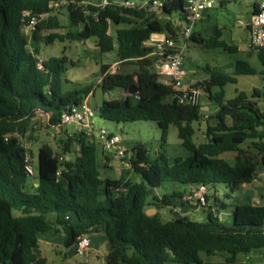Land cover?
Masks as SVG:
<instances>
[{
    "label": "trees",
    "instance_id": "trees-1",
    "mask_svg": "<svg viewBox=\"0 0 264 264\" xmlns=\"http://www.w3.org/2000/svg\"><path fill=\"white\" fill-rule=\"evenodd\" d=\"M60 1L65 2L60 9L67 13L69 29L64 35L48 34L46 43L84 42L94 37L100 52L116 48L118 62L136 68L132 73H111L109 66H100L101 80L96 87L103 93L119 88L125 96L103 100L96 111L98 117L114 123L155 122L161 131V150L169 127L174 126L182 147L190 154L187 158H176L169 165L161 152L159 158L149 161L145 147L136 144L130 161L139 165V179L132 181L123 172L118 179L109 180L101 178L95 144L89 143L83 132L74 131L62 142L61 154L48 144L39 147L37 179L28 183L24 168L28 153L21 141L31 130L33 118L37 113L47 115L50 131L57 128L52 133L58 134L63 112L79 105L93 88L63 91V58L48 59L37 67L38 44L44 40L41 34L62 27L56 16L60 9L57 12L50 6ZM162 1V15L170 17L176 12L178 19L163 23L143 10L110 5L99 8L81 0H0V264H46L36 253L39 233L61 232L68 248L95 228H101L107 240L106 264H204L199 254L222 255L233 263L239 254L264 249V205L234 207L226 225L219 212L207 204L200 207L202 220L184 215V209L193 205L181 202L184 192L155 193L169 184H204L213 189L223 185L233 193L257 179L256 169L264 170V110L257 103L264 100V82L250 94L236 91L232 99L225 100V85L236 84L237 76L255 74L244 61H237L231 74L224 67L207 66L204 69L209 77L192 86L217 106L216 125L206 128L203 143H193L192 124L202 118L201 106L173 99L172 83L156 72V56L147 45L153 34L166 33L175 39L180 29L186 0ZM25 11L30 17L44 16L29 34L30 48L29 35L23 29L29 20ZM110 26H115L112 34ZM212 28L211 37L194 32L190 40L235 52L220 39V30ZM254 51L264 66V49ZM133 85L137 92L130 95ZM247 141L248 146L242 148ZM73 142L79 148L75 157L70 155ZM227 152L236 153L233 165L221 158ZM176 206L183 215L171 212L167 221L158 212L146 214L147 207L157 211L171 207L172 211Z\"/></svg>",
    "mask_w": 264,
    "mask_h": 264
},
{
    "label": "rangeland",
    "instance_id": "rangeland-1",
    "mask_svg": "<svg viewBox=\"0 0 264 264\" xmlns=\"http://www.w3.org/2000/svg\"><path fill=\"white\" fill-rule=\"evenodd\" d=\"M84 2L86 0H83ZM98 3L101 0H93ZM82 4H85L81 2ZM220 6V7H219ZM216 7V9L211 10L213 14L210 15L204 33L212 31V27H216L220 30V38L225 41L228 45L234 44L235 46L246 45V33L243 25L237 24L238 21H243L244 23L248 21L251 15L252 2L248 0H237L235 2L224 3ZM58 12V10H57ZM57 12H54L57 14ZM61 14L56 16L60 19L62 27L48 32H43L41 34L42 40L39 46L38 58L42 61H46L52 58H63L65 62L61 64L64 68L62 73V88L63 91H82L86 87H93L86 99L92 109L95 110V117L93 119L95 129L104 128L106 130L115 131L121 137V145H124L126 155L124 158L118 157L114 151H105L112 152L111 162L114 166L115 177L111 176L110 178H117L120 167L122 166L123 161L129 160L131 173L124 175L126 178L129 177L132 181H137L139 179V174L136 173V168L139 166L131 162L132 149L136 144H141L145 147L146 158L151 161L156 158H159L160 153L162 152L168 162L171 165L176 158L185 159L188 155L187 151L182 147L180 140L177 137V130L174 126H170L166 134V144L161 150V131L157 124L153 121H136V122H127V123H114L102 120L98 117L97 108L103 100L108 99H119L123 98L124 91L122 89H114L111 92L103 93L99 87L96 85L100 82V66L107 65L109 66L108 72H120V73H132L136 70L135 66L128 64H121L118 62L116 56V48L113 51L102 53L96 46V38L90 37L84 42L77 40H64L59 41L55 40L50 43H46L45 38L50 33H56L58 35H64L68 32L69 23L68 16L65 13V10L60 9ZM151 13V12H150ZM155 18L160 19L161 22L166 23L169 19H178V13L174 12L170 17L160 15L158 13H151ZM181 26V23H178ZM115 26H110L109 32L112 34ZM118 27L123 28V25ZM78 29H81L79 26ZM29 35V34H28ZM30 36L27 37L29 48L32 45ZM207 37V36H206ZM175 40L178 45L183 46L184 44V54H183V67L185 69L183 75L184 78H189L191 81L202 80L208 78L207 71L204 68L207 66L215 67L220 64H235L237 60L243 58V54L238 52H228L224 51L221 48H208L202 44L191 41H183V39L176 32ZM154 58L155 56L152 55ZM256 58V57H255ZM157 58L154 63V67L157 71ZM255 66L259 67L260 64L256 59ZM186 75V76H185ZM259 74L252 76H238L236 84H227L225 85V100L232 99L236 95V91H244L250 93L252 87L262 86V80ZM216 90V89H215ZM93 92V93H92ZM204 98V96L202 97ZM201 98V101H202ZM200 101V104L202 103ZM258 106L260 109L264 110V100H257ZM210 104L209 101H207ZM209 114L213 113V108H217L215 103H212ZM204 113V112H203ZM202 113V114H203ZM201 126H205L203 121H197L192 124L195 134L192 138L193 143L199 145L204 142L203 135L199 131ZM31 130L28 134L22 139V146L27 150L28 155L31 158V162L34 168V176L28 178V183H34L37 179V152L40 146L43 144H48L52 147L53 151L57 154H61L62 151V142L65 141L69 136H72L75 131L74 124H68L61 127L58 134H53L48 127V116L43 113H37L31 122ZM96 134V131H95ZM87 139H90L87 136ZM96 146H100L98 140L95 141ZM249 142L247 141L241 147L244 149L247 147ZM79 148L77 143L73 142L70 145V155L75 157ZM234 152H227L221 155V158L224 159L228 164L233 165L235 163ZM123 174V173H122ZM101 178H105V174H101ZM170 185V184H169ZM168 185L155 189V193L164 194L170 193L171 189H166ZM172 186V185H171ZM177 186V185H175ZM185 185H178L176 189L181 191L186 190ZM259 187V188H258ZM229 195V197H227ZM215 196V199H214ZM208 202L207 205L211 206L213 209L217 210L220 214V219L226 225L230 224V212L234 207L239 204L240 206L250 205L252 198H255L253 202L255 204L264 205V176L261 174L257 175V179L249 184L240 186L233 193H229V190L226 189L223 185H216L213 189L208 187L207 191ZM257 202V203H256ZM224 205L225 208H221L220 205ZM151 207H147L149 209ZM197 208V207H196ZM193 208L188 212L187 216L193 220H202L204 215L201 213V209ZM165 213L161 214V219L163 221L169 220L172 218L171 213L167 208H164ZM163 211V212H164ZM186 213V212H184ZM177 217H181L182 213H177ZM50 234V233H48ZM53 234V233H51ZM56 234V233H55ZM62 234V233H61ZM92 234V233H91ZM94 234V233H93ZM63 235V234H62ZM100 245V244H99ZM101 246V245H100ZM101 248V247H100ZM103 253L92 254L88 258L89 264H106L104 258L105 254L104 248H101ZM41 256L46 259V264H66L64 262V254L66 253L67 248H54L51 251H47L45 246L40 245ZM39 251V250H37ZM40 253V252H39ZM82 263L84 259H78ZM204 264H214L210 260L203 262ZM70 264H78L74 260L70 261ZM81 264V263H80ZM230 264H239V263H230Z\"/></svg>",
    "mask_w": 264,
    "mask_h": 264
},
{
    "label": "built area",
    "instance_id": "built-area-1",
    "mask_svg": "<svg viewBox=\"0 0 264 264\" xmlns=\"http://www.w3.org/2000/svg\"><path fill=\"white\" fill-rule=\"evenodd\" d=\"M237 0H186L183 7V12L180 16L181 26L178 35L187 41L195 32L196 25L201 22L205 13L219 6L221 3L235 2ZM253 4V11L247 23L238 21L237 24L244 25L249 32V47L252 49H264V0H248ZM65 2H52L51 8L59 10ZM113 6L117 8H130L143 10L147 13H158L162 15L163 1L162 0H101L95 4L96 7L104 8L105 6ZM24 16L29 17V20L23 27L27 34H31L39 17H30L28 11L24 12ZM147 45L153 48L152 55L157 58V71L160 75L171 78L173 88V99L179 104H187L191 106H199L203 93L200 89L185 86L183 82V54L184 44L180 46L176 40L169 37L166 33L151 35ZM42 60L37 57V67L40 68ZM95 110L92 109L85 98L79 105H74L66 109L61 116L62 126L68 124L75 125L77 133L83 132L86 136H94L101 145L104 151H114L115 154L124 158L126 151L121 145V137L118 134L109 132L104 128L95 129L94 119ZM60 127V126H59ZM54 133L57 128L51 129ZM96 131V134H95ZM128 161V160H127ZM129 162V161H128ZM25 171L29 177L34 176V168L29 155L25 160ZM208 187L204 184H198L192 187L188 192L181 196V202L193 204L200 208L207 204ZM174 214L182 213L181 207L172 208ZM74 252L77 256L84 259L83 264H89V236L84 234L77 238L73 245Z\"/></svg>",
    "mask_w": 264,
    "mask_h": 264
},
{
    "label": "crops",
    "instance_id": "crops-1",
    "mask_svg": "<svg viewBox=\"0 0 264 264\" xmlns=\"http://www.w3.org/2000/svg\"><path fill=\"white\" fill-rule=\"evenodd\" d=\"M81 2H83L85 4H93V5H95V4L98 3L97 1H93V0H86L85 2L83 0H81ZM214 9H216V7L213 8V9L208 10L205 13V16H204L203 20L196 25L195 30H194L196 33H201V35L203 37H205V38H209V37H211L213 35L212 31H211V33L209 31L208 32L205 31V33H204V29L206 28V26H208L207 25V21H208L210 15L213 14V11H211V10H214ZM252 11H253V4H252V7H251V14H252ZM246 23H247V21L244 23V25ZM244 30H245V33H246V36H247L246 37L247 44L246 45H241V46H235L234 44H232V45H229V46H233V48H235V51L236 52L243 54V58L242 59H239L237 61H244V62H246L251 68H253L255 70V74H253L252 76H255V75L259 74L262 77L261 78L262 82H264V66H262L261 63L259 62L256 51H254L252 48L249 47V32H248V29L245 26H244ZM256 59L258 60V62L260 64L259 67L255 66ZM216 67H224L225 68V71L227 73H230V74L234 71L233 64H231V63L230 64H220V65H216ZM183 69H184V67H183ZM184 72H185V69H184ZM241 76H248V75H241ZM237 78H238V76L236 77V79ZM205 79L206 78H204L202 80L191 81V80H189V78H187V79L184 78V80H185L184 84H185V86H193L196 82L203 81ZM253 88H261V86H259V87H252V89ZM247 94H250V93H247ZM124 96H125V93H124ZM207 101L208 100H206L205 97H204V98H202V101H201L202 103L200 104L201 111L204 112V114H203L202 118L200 119V121H203L205 123V126L203 127V126L200 125L199 131L203 135V138L205 137L206 128L208 126L209 127H213V126L216 125V120L214 118V115L216 114L217 108H213V113L209 114L210 109H211V106L210 105L213 102H210L209 101L210 104H208ZM74 127H75V125H74ZM109 132L116 134L115 131L109 130ZM89 137H90V139H87V141L89 143H92L93 142L95 144V141H96L95 137L94 136H89ZM123 147H124V145H123ZM187 153H188V155H187V157H188L190 154H189L188 151H187ZM111 155H113L112 152H105L104 150H102V148L100 146H96V144H95V156H96V160H97V162L100 165V173L101 174L104 173L105 174V178H107L109 180H116V179L119 178V176L123 172L131 173V169H133V168L130 167L131 166L130 163L126 160V161H123L122 166L120 167L119 173L117 175V178L116 179L115 178H110L111 176L115 177V173H114L115 172V169H114V166H113V164L111 162V158H112ZM130 157H131V155H130ZM130 157H129V159H130ZM66 158H68V157H66ZM111 171H114V172H111ZM260 174L262 176H264V170L263 169H262V171H261ZM127 178L129 179V177H127ZM176 187L177 186H170L169 185V186H167L166 189L167 190L168 189H171V192L173 190H175V191H181L179 188L176 189ZM192 187H194V186L186 187V190H183L181 192L186 193ZM254 200H256V199L255 198H252V202H251L250 205H259L257 202H256L257 204H255V202H253ZM236 206H240V205L237 204ZM165 208H167L170 213L172 212L171 211V207H165ZM193 208H196V207L194 205H189L186 209H184V212H186V213H184V215L187 216L188 212L191 211ZM197 209L198 208H196V210ZM164 210L165 209L162 208V209H160V210L157 211L154 207H151V208H149V209L146 210V214L152 216V215H155L158 212L159 215L161 216L162 213H165ZM171 216H172V213H171ZM91 233L88 235L89 236V240H90L89 257L92 256V254L93 255L94 254H98V253H101L102 254L103 253V250L101 248H104L105 254H108V249L109 248H108L107 240L105 238V235H104L102 229L101 228H95L94 230H92ZM41 244L43 246H45V248H46L47 251H51L55 247L56 248H62V247H64V245H63V235L61 234V232L56 233V234H48V233H39L38 234V247H37V250H39V251H37L36 253H37V255L39 257L43 258L41 256V250H40V245ZM199 257L202 260V262H205L206 260H210L214 264H230L229 262H226L225 261V256L218 255V254L217 255H213V256H206L204 254H199ZM78 259H83V258H81V257H79V256H77L75 254L74 249H73V246L68 247L67 250H66V253L64 254V262L66 264H70V261L71 260H74L78 264H80V263L83 264ZM236 262L239 263V264H264V249H256V250H253L248 255L239 254V255L236 256V259H235V261L233 263H236Z\"/></svg>",
    "mask_w": 264,
    "mask_h": 264
},
{
    "label": "water",
    "instance_id": "water-1",
    "mask_svg": "<svg viewBox=\"0 0 264 264\" xmlns=\"http://www.w3.org/2000/svg\"><path fill=\"white\" fill-rule=\"evenodd\" d=\"M62 10H64V9H62ZM161 78H162L164 81H169V82L171 81V78L168 77V76H163V75H161ZM136 92H137V88H136L135 85L131 86V87L129 88V90H128V93H129L130 95H132V94H134V93H136ZM261 171H262V169H256V172L254 173V176H257L258 174H260ZM107 259H108V257L106 256L105 259H104V262H105V263L107 262Z\"/></svg>",
    "mask_w": 264,
    "mask_h": 264
}]
</instances>
